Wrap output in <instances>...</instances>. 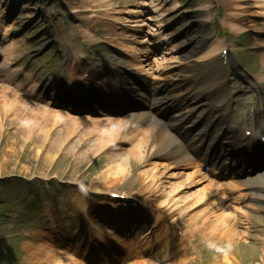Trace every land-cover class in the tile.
Wrapping results in <instances>:
<instances>
[{
  "label": "rangeland",
  "instance_id": "1",
  "mask_svg": "<svg viewBox=\"0 0 264 264\" xmlns=\"http://www.w3.org/2000/svg\"><path fill=\"white\" fill-rule=\"evenodd\" d=\"M53 1H55V6H56L55 8L51 7ZM211 1L213 6L216 8V10L217 9L221 10V19L219 20V22L221 23L222 28L224 27L226 30L230 31L231 35L232 32H235L233 34L237 33L236 28H233L232 26L233 20L229 19L228 16V13L230 12L231 8L233 6L235 7L237 2L245 4L248 7L254 5V0H211ZM130 2H136V0H101L100 2L96 0L95 1L96 7L93 6L94 3H92L90 0H33V1L24 0V7L22 9H24L23 18L31 19L32 22L34 21L37 22L39 20L40 17L38 18V16L36 15V13L39 10L42 12L44 11L49 15L50 14L53 15L54 13L56 16L54 18L52 17L51 18L55 26L60 27L62 29V31H59L61 34V39L63 41H65L66 39L67 41H69V44L78 47L76 41L74 40L75 38H77V36L81 40L86 41L88 43L94 41L93 40L94 38L85 36L86 33L87 34L94 33L101 40L106 39L107 42H109V40L105 37L106 35L105 32L108 29L96 31L98 29H96L97 23L95 22V19H98V16L103 15L100 12L101 11L105 12L108 7H114L118 9V13H116L117 9H109L110 17H107V19L109 20L108 28L112 29L114 27L115 32H121L123 30V27L120 26L121 23H127V20L132 19L128 15H126L127 13H130L135 10L136 11L147 10V8L145 7L138 8L134 6H129ZM141 2L142 4L143 3L147 5L151 4L149 0H141ZM60 10H62V12H59ZM142 12L143 15L145 14L147 15V12L144 11ZM207 13L210 14V12ZM2 15H3V11H0V18L3 17ZM29 15L31 17H29ZM209 16L211 19H214L213 14H210ZM176 18H174V16H169L167 19L168 23H170L171 25L170 29L167 31V35L169 37L172 36L176 32V30L181 27L180 20L176 21ZM149 29L150 28H148V30ZM62 33L64 34L65 38L62 37ZM111 35L114 36V42H116V40L119 38V35L117 33H113V34L111 33ZM173 43L177 47L178 45H181L179 39H175ZM106 46L107 45H105L104 47L106 48ZM30 51L33 50L29 46L24 47L20 55L24 56L26 55L27 52ZM39 62L41 63V61ZM6 107H7L6 102L2 100L0 106V113L5 111L4 109ZM3 122H4V125L2 123L3 129H1L0 127V172L11 173L13 171H18V170L27 173L33 172V170H35L36 164L38 163L36 159H38L41 156L40 155L41 153L39 151L41 150L42 141H44L43 140L44 138L43 139L42 137L40 138L39 140L40 144L37 150L36 145H34V143L36 142V137L33 136L32 138L27 139L28 135L34 133V129L27 128L26 126L16 125L15 120L10 121L7 120V118ZM56 146L58 148L59 144H57ZM57 148L56 149L54 148V150L50 149V151L48 152L45 158L42 156L41 158L42 164L37 167L38 171L43 173L50 172V165L57 154L56 153ZM60 156L62 157V159H65V163L66 160L69 161V165L66 167V170L71 165H73L71 163L72 156H65L63 153H60ZM44 159L45 162H43ZM134 164H136V162ZM63 169L64 166L61 170ZM61 170L57 169L59 173L62 172ZM80 171L83 172V167L81 168ZM86 176L87 178L90 179L94 178V175L92 173L87 174ZM112 180L110 178L109 179L105 178L104 183L106 187H102L98 185L96 183L97 180H94L93 182L97 187L101 189H105L111 185L116 186L119 184L118 182ZM11 215H12L11 211H8L7 216L10 218ZM235 234L237 236L236 238H234V240L236 241L234 244H232V242L229 240L228 234L226 235L227 240L224 243V246H227L230 253L223 254V256H219L216 258L212 254H206L201 260H199L195 264H264V249L262 250L261 248L247 246V242H245V240L247 241V239H243L244 236L242 237L237 233ZM217 248L221 249L220 246H218Z\"/></svg>",
  "mask_w": 264,
  "mask_h": 264
},
{
  "label": "bare ground",
  "instance_id": "2",
  "mask_svg": "<svg viewBox=\"0 0 264 264\" xmlns=\"http://www.w3.org/2000/svg\"><path fill=\"white\" fill-rule=\"evenodd\" d=\"M90 1L92 3H94L93 6L96 7V4H95L96 0H90ZM97 1L100 2L101 0H97ZM258 1H264V0H258ZM135 6L140 7L138 5H135ZM245 7H247V5H245ZM109 9H117V8L108 7L106 11L104 10L105 12H102V11L100 12L101 14H103L102 16H98V19H95V21L100 26H102L104 29H108V30H109V28H108V23L106 20H107V17H110ZM153 11H154V9H153ZM116 13H118V9H117ZM113 14H115V13H113ZM136 17L137 18L141 17V15L137 14ZM98 29H101V28H98ZM134 42H137L139 44L143 43V41L138 40V39H134ZM144 51L145 50H140L141 53H143ZM2 53H3V55L6 56L8 52L6 50L0 48V54H2ZM173 61H174V58H171L167 62L166 67L169 65V66H173L175 68L176 65L170 64ZM89 71L92 72L94 75H97V76L100 75V73H104L103 70L98 68L97 66H93V67L91 66V68H89ZM75 72H76V68L71 66L67 70V75H71V77L73 78L74 74H76ZM161 74H164L163 69H161ZM116 77H118V76L116 75ZM113 80L115 82L113 87L115 88V86L117 85V82L115 81V79H113ZM92 98L93 97H90V99H92ZM22 114H24V112L21 113L20 117L22 116ZM6 115H7V113H0V127H1V129H3V125H4L3 121H5ZM60 116L64 117V123L66 125H65L63 133H61L57 139L58 143H62L65 141L70 142L72 135L76 131L77 127H82L84 125H88V127H90L91 129L90 130H87V129L83 130V133L80 135V138L75 145L77 147L82 146L83 143L85 142L86 138L91 139L92 145H91L90 149L92 148V150L96 151V152H101L106 147L107 144H109V143H111V141L115 140L116 136L120 132L122 124L125 122V120H121V119L106 118V119H102V120H91L89 117H73V116H70L68 114H54L53 119H50V122L46 123L44 125V127L42 128V132L45 134V136L47 134L49 135V133L53 127H56ZM35 117L36 116H34V115L29 116V117L27 116L24 119V121H26L24 126L32 129L34 127V125L37 124L36 122L38 121V119H36ZM132 122H133L132 120H129L127 125H129ZM2 123H3V125H2ZM100 127L104 128V130L102 131L103 134H101L99 137L93 139L92 135ZM151 134H153V135H151ZM168 144H170L168 131H165V130L161 131L157 127H154L151 132L147 130L144 137L138 142L137 145H135L131 150L127 151V154H125L119 162H116L112 166H110V169H112L111 173H113L114 176H118V175H122L123 173H126L128 168L131 166V165H129L131 158H136V159L144 158L146 156V154H148V152H147L148 148H150V151H152L153 154H157V153L164 151V150L168 151V149H170ZM179 153L176 151L172 152V154H179ZM148 184H150V183H148ZM171 240L172 241L163 240L162 242H166V244L169 243L170 246L175 247L176 250H178V249L180 250L181 246L177 244L178 243L177 238L173 237ZM51 257H52V255H47L45 258L42 257L40 259H37V262H39V264H50L49 260Z\"/></svg>",
  "mask_w": 264,
  "mask_h": 264
}]
</instances>
